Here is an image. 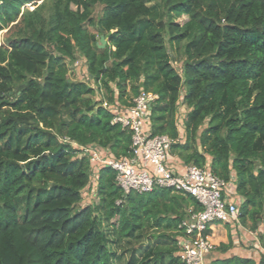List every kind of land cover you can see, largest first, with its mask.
<instances>
[{
  "label": "trees",
  "instance_id": "16d2710c",
  "mask_svg": "<svg viewBox=\"0 0 264 264\" xmlns=\"http://www.w3.org/2000/svg\"><path fill=\"white\" fill-rule=\"evenodd\" d=\"M4 30L0 264H110L111 239L144 230L158 243L145 263L133 252L126 264H184L179 225L201 206L160 188L124 195L111 169L94 172L73 145L127 158L130 132L111 122L141 92L156 96L150 137L167 136L170 157L232 183L238 221L255 230L264 216V0H0ZM79 59L91 85L68 78ZM86 189L93 197L80 206Z\"/></svg>",
  "mask_w": 264,
  "mask_h": 264
},
{
  "label": "built area",
  "instance_id": "2783aa9c",
  "mask_svg": "<svg viewBox=\"0 0 264 264\" xmlns=\"http://www.w3.org/2000/svg\"><path fill=\"white\" fill-rule=\"evenodd\" d=\"M156 96L141 92L132 106L116 114L111 124H119L131 135L129 156L114 159L102 155L94 145L79 147L88 158L94 172L109 168L115 174L117 186L124 195L146 194L156 188L192 197L202 208L190 213L179 229L184 237L178 240V256L184 264H207L206 258L215 250L210 235L205 234L215 223H238V205L232 183L214 176L205 166L170 162L173 141L167 136L150 137L147 122ZM120 202H117L119 204Z\"/></svg>",
  "mask_w": 264,
  "mask_h": 264
},
{
  "label": "rangeland",
  "instance_id": "374dc122",
  "mask_svg": "<svg viewBox=\"0 0 264 264\" xmlns=\"http://www.w3.org/2000/svg\"><path fill=\"white\" fill-rule=\"evenodd\" d=\"M42 4V1L38 2L36 5H27L26 8L29 9V11H33L37 6ZM24 8V7H23ZM22 8V9H23ZM96 15V14H94ZM91 31V30H90ZM6 32L7 30H4L0 32V46L4 43L5 38H6ZM174 67L176 68L177 71L180 72L181 68V63H175L173 64ZM68 78L76 81H81L85 82L89 85H91V82L87 80V73L86 69L84 68V61L83 59H79L73 66L70 67V72L68 73ZM95 99H99L98 96L95 97ZM103 107L110 109L111 105H108L105 100L103 102ZM178 117H177V125L180 128L181 123L183 119L185 118L186 114L188 113V109H186L185 106L180 105L178 108ZM180 133L182 134V129L180 128ZM89 190L86 189L84 191V194L82 196V202L80 206L88 205L91 201L92 193L93 192H88ZM241 202V200H240ZM224 227V224H220ZM236 226L240 229L242 224L238 221L236 223ZM251 223L247 222L246 227H250ZM109 230H111L109 228ZM154 232L151 230H144L142 233V236L139 239H136L135 241L132 242H126V241H121L118 242L115 238L111 239V253L113 254L111 258V263L110 264H126L132 255V253H135V256L141 259L143 263H145V250L149 247H152L158 241H155L153 238ZM221 246V245H220ZM218 250V247L216 248ZM216 249L214 251H216ZM211 261H209L207 264H209Z\"/></svg>",
  "mask_w": 264,
  "mask_h": 264
},
{
  "label": "crops",
  "instance_id": "0c3cea01",
  "mask_svg": "<svg viewBox=\"0 0 264 264\" xmlns=\"http://www.w3.org/2000/svg\"><path fill=\"white\" fill-rule=\"evenodd\" d=\"M170 162L179 163V161L171 156ZM233 185V184H232ZM215 223L210 227V240L215 245V249L220 245H229L225 252L216 249L207 256L206 261L217 259H229L238 257L251 259L257 262L264 256V216L258 222L255 230L249 227L238 228L236 224Z\"/></svg>",
  "mask_w": 264,
  "mask_h": 264
},
{
  "label": "water",
  "instance_id": "95a60500",
  "mask_svg": "<svg viewBox=\"0 0 264 264\" xmlns=\"http://www.w3.org/2000/svg\"><path fill=\"white\" fill-rule=\"evenodd\" d=\"M105 45H106V41H105L104 37L100 36L99 44H97V48L102 50V49H104Z\"/></svg>",
  "mask_w": 264,
  "mask_h": 264
}]
</instances>
